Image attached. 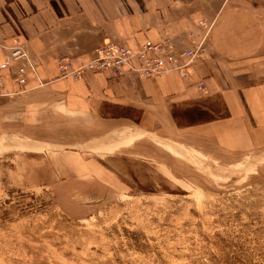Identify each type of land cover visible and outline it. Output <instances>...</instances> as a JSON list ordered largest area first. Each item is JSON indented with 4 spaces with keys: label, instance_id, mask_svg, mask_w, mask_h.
Wrapping results in <instances>:
<instances>
[{
    "label": "rangeland",
    "instance_id": "rangeland-1",
    "mask_svg": "<svg viewBox=\"0 0 264 264\" xmlns=\"http://www.w3.org/2000/svg\"><path fill=\"white\" fill-rule=\"evenodd\" d=\"M195 107L227 112L219 98ZM127 137L76 149L0 135V264H264V149Z\"/></svg>",
    "mask_w": 264,
    "mask_h": 264
},
{
    "label": "crops",
    "instance_id": "crops-1",
    "mask_svg": "<svg viewBox=\"0 0 264 264\" xmlns=\"http://www.w3.org/2000/svg\"><path fill=\"white\" fill-rule=\"evenodd\" d=\"M205 19L212 23L208 59L187 80L177 72L136 79L109 70L60 73V59L77 64L111 41L136 49L169 37L181 46ZM15 37L37 62L24 84L6 65ZM0 77V135L104 147L105 137L116 145L129 134L152 139L144 130L201 154L263 150L264 0H0ZM216 98L225 115L176 121L174 107Z\"/></svg>",
    "mask_w": 264,
    "mask_h": 264
},
{
    "label": "built area",
    "instance_id": "built-area-1",
    "mask_svg": "<svg viewBox=\"0 0 264 264\" xmlns=\"http://www.w3.org/2000/svg\"><path fill=\"white\" fill-rule=\"evenodd\" d=\"M199 24L205 27L204 34L195 38L194 32L189 33L187 42L181 46L169 37L158 42H145L136 49L120 41H111L95 49L89 59L80 60L77 64L71 59H60V73L77 78L85 71L109 70L113 77L129 76L136 79L177 72L187 80L190 76L189 69L208 59L207 39L212 23L201 20ZM7 51L9 54L6 65H15L16 80L24 84L28 73L35 71L37 62L31 60L28 48L19 37L14 38ZM4 66L5 64L2 67ZM2 85L3 79L0 77V86ZM199 87L203 88V85Z\"/></svg>",
    "mask_w": 264,
    "mask_h": 264
},
{
    "label": "trees",
    "instance_id": "trees-1",
    "mask_svg": "<svg viewBox=\"0 0 264 264\" xmlns=\"http://www.w3.org/2000/svg\"><path fill=\"white\" fill-rule=\"evenodd\" d=\"M178 110H179L180 114L188 120V124L196 123L198 121L207 120V119H204L202 117L204 114V109L193 107V108H188V109L182 108V109H178ZM173 114H174V117L178 120V117H177L178 115H177L176 109H174ZM210 119H208V120H210Z\"/></svg>",
    "mask_w": 264,
    "mask_h": 264
},
{
    "label": "water",
    "instance_id": "water-1",
    "mask_svg": "<svg viewBox=\"0 0 264 264\" xmlns=\"http://www.w3.org/2000/svg\"><path fill=\"white\" fill-rule=\"evenodd\" d=\"M141 132H139V133H141V134H145V135H148V136H150L152 139H154V140H159L160 142H163V143H166L167 144V140H165V138H163V137H161L160 135H158V134H154V133H151V132H148V131H144V130H140ZM94 142H96V140L95 141H89V142H83V143H72V144H69V145H65V147H68V148H81L83 145H91V144H95ZM45 145V144H44ZM63 147L64 145H58V146H56V147Z\"/></svg>",
    "mask_w": 264,
    "mask_h": 264
}]
</instances>
